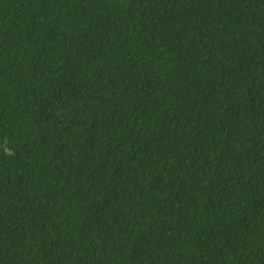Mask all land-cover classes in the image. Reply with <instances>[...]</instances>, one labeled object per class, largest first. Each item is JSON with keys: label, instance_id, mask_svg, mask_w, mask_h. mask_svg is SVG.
Wrapping results in <instances>:
<instances>
[{"label": "trees", "instance_id": "trees-1", "mask_svg": "<svg viewBox=\"0 0 264 264\" xmlns=\"http://www.w3.org/2000/svg\"><path fill=\"white\" fill-rule=\"evenodd\" d=\"M0 264H264V0H0Z\"/></svg>", "mask_w": 264, "mask_h": 264}, {"label": "clouds", "instance_id": "clouds-1", "mask_svg": "<svg viewBox=\"0 0 264 264\" xmlns=\"http://www.w3.org/2000/svg\"><path fill=\"white\" fill-rule=\"evenodd\" d=\"M4 152L6 155H9V156L14 155V152L10 150L9 148H7L6 146L4 148Z\"/></svg>", "mask_w": 264, "mask_h": 264}]
</instances>
